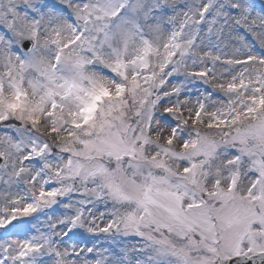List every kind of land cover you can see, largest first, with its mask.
Segmentation results:
<instances>
[{"label": "snow or ice", "instance_id": "1", "mask_svg": "<svg viewBox=\"0 0 264 264\" xmlns=\"http://www.w3.org/2000/svg\"><path fill=\"white\" fill-rule=\"evenodd\" d=\"M0 161V264H264V0H0Z\"/></svg>", "mask_w": 264, "mask_h": 264}, {"label": "rangeland", "instance_id": "2", "mask_svg": "<svg viewBox=\"0 0 264 264\" xmlns=\"http://www.w3.org/2000/svg\"><path fill=\"white\" fill-rule=\"evenodd\" d=\"M257 50L259 51V48L257 46ZM225 51H228L229 54L231 53V49H227ZM203 67L202 65H196L193 66V68L191 70H200V68ZM178 80H183V77H178ZM187 88L191 89V99L193 101V103H195L196 97L199 95V92L197 91L198 89L200 91H204L205 90V86L198 82V81H193L192 83H189L187 85ZM207 91L211 92L212 89L208 88ZM189 95V93L187 91L183 92L181 95V99H183L185 96ZM213 99L215 100H219V99H226L225 97H223L222 93H218V92H214L213 93ZM209 110H211V105H209ZM0 163H2V161H0ZM27 163V162H26ZM59 185H55V184H48L46 185V190H51L53 187H58ZM3 185L0 184V188H2ZM21 187H23V185H21ZM13 191L16 190L15 186L12 189ZM77 195L76 194H72L71 196H66V197H61L58 198L59 200H63L64 202H72L75 203L76 199H77ZM25 201H21V206L23 205ZM30 202V201H29ZM5 201L0 198V206L5 205ZM9 209L11 208V205L8 206ZM53 209H55V212L53 213ZM53 209H46L43 212H39V213H33L32 216L27 217V218H21V220H30L31 224H29L27 226V233L25 232H21L19 233V238L24 239L27 236H31V235H39V233H37L35 231V228L32 227V225H35L37 228L40 229L41 232H47L48 229L46 227V222H47V217L50 214H53L55 216H59L60 213L62 212H71L72 210H66L64 208H62L60 205H54ZM99 211H104V207L103 205L99 206ZM99 211L97 212V215H99ZM2 214V213H0ZM20 221H15L14 223H19ZM107 222V217L105 218L104 221H97V223H100L102 226L104 223ZM9 238H16V235H13L12 237ZM4 239V235H3V230H0V240ZM87 240L89 242V244H91L92 238L88 237V236H84V237H77L74 236L72 234L69 235V237H65V240L69 241V243H79V244H83L84 240ZM121 241L122 246L124 247H131L132 245H136L139 242V238L135 237V236H128V237H120L119 238ZM3 257L0 256V259H2Z\"/></svg>", "mask_w": 264, "mask_h": 264}]
</instances>
